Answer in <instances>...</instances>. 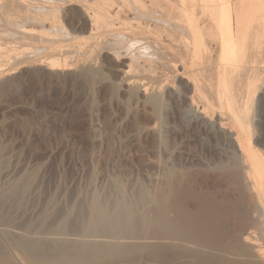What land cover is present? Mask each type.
I'll use <instances>...</instances> for the list:
<instances>
[{"label": "rangeland", "instance_id": "1", "mask_svg": "<svg viewBox=\"0 0 264 264\" xmlns=\"http://www.w3.org/2000/svg\"><path fill=\"white\" fill-rule=\"evenodd\" d=\"M70 7L62 9V17H77L73 11L78 8ZM73 21L63 19L62 27L77 35L73 33ZM6 26L0 24V38L2 34L4 37L0 39L1 47L30 48L18 60L29 58V62L49 55L64 58L47 49L38 51L43 47L37 36L31 41L8 37L10 31L7 34L6 29L10 27ZM246 26L256 36H263L258 41L249 38L250 44L264 42V14H256ZM66 38L63 45L72 53L68 55L72 71H52L17 60L9 66L12 71L0 78V264H154L149 257L133 258L120 252L113 255L110 248L132 243L130 232L140 229L144 215L153 216L158 193L166 196L168 190L186 182L182 189L188 188V193L204 192L191 180L203 175L212 162L205 152L209 142L202 132H186L174 124L171 104L162 95L151 98L121 85L119 74L108 68L113 66L109 55L95 53L90 57L76 40L68 42ZM259 48L254 49L255 58L250 61L254 65H249L250 71L245 74L254 70L260 77L248 119L253 139L258 140L264 153V46ZM32 49L36 50L30 52ZM83 65L84 70L80 67ZM244 76L234 83L238 82L235 89L240 94L245 83L240 78L246 79ZM211 146L223 147L219 143ZM188 193L185 190L178 195L182 208L192 211L195 201ZM250 201L254 202L253 197ZM28 246L41 258L26 253L24 248ZM90 249L98 250L96 256L89 254ZM43 256L47 262H40ZM127 258L129 262L125 263Z\"/></svg>", "mask_w": 264, "mask_h": 264}, {"label": "bare ground", "instance_id": "2", "mask_svg": "<svg viewBox=\"0 0 264 264\" xmlns=\"http://www.w3.org/2000/svg\"><path fill=\"white\" fill-rule=\"evenodd\" d=\"M70 6L78 8L69 10L77 17H62V9ZM0 13V24L10 27L6 29V33L10 31L8 37L31 41L37 36L43 47L38 51L47 49L64 57L59 60L57 55L48 54L50 57L36 59L38 54L29 62V58L20 59L21 63L52 71H72L73 66L68 64L72 53H68L63 42L66 37L68 42L76 40L90 57H95V53L109 55L113 66L108 68L119 74L121 85L147 97L162 95L171 104L173 123L186 132H202L209 142L205 152L212 162L203 175L191 180L199 183L204 192L188 193V188L182 189L186 182L168 190L166 196L158 193L153 216L144 215L140 229L130 232L129 246L113 245V255L120 252L128 257H149L154 264H264V153L258 140L253 139L248 119L260 77L254 70L245 74L250 71L249 65H254L250 64L255 58L254 49L264 46L262 41L249 43V38L258 41L263 36L252 33L246 23L252 22L256 14H264V0H0ZM63 19H75L73 33L77 35L62 27ZM20 49L0 45V78L8 75L12 71L9 66L27 55L30 48ZM212 54H216L214 58ZM241 73L246 79L240 78L245 83H241L243 91L238 94V82L234 83L243 77ZM174 133L173 130L171 134ZM212 143L223 147L218 149ZM185 190L194 198L192 211L180 203L178 194ZM24 249L41 258L33 247ZM96 252L92 249L89 254L96 256ZM45 258L40 262H47ZM124 261L129 262L128 258Z\"/></svg>", "mask_w": 264, "mask_h": 264}]
</instances>
